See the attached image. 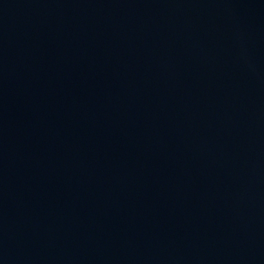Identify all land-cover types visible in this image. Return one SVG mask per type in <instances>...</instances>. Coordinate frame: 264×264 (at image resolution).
<instances>
[{"label":"water","instance_id":"water-1","mask_svg":"<svg viewBox=\"0 0 264 264\" xmlns=\"http://www.w3.org/2000/svg\"><path fill=\"white\" fill-rule=\"evenodd\" d=\"M0 264H264V0H0Z\"/></svg>","mask_w":264,"mask_h":264}]
</instances>
